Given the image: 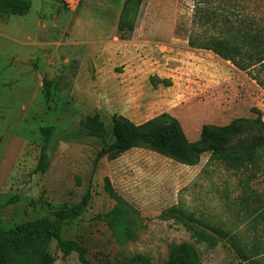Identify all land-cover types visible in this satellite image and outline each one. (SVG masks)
<instances>
[{
	"label": "rangeland",
	"instance_id": "374dc122",
	"mask_svg": "<svg viewBox=\"0 0 264 264\" xmlns=\"http://www.w3.org/2000/svg\"><path fill=\"white\" fill-rule=\"evenodd\" d=\"M45 1L43 24L63 21L68 27L54 34L49 26L40 31L42 43L31 45L27 36L33 39L39 22L36 4L0 31V227L10 230L50 217L78 205L90 189L88 209L67 224L62 238L83 245L93 264H173L172 250L186 244L195 249L197 264H249L228 243H201L183 224L164 221L162 214L174 207L239 236L244 253L264 264V224L249 218L245 206L252 195L264 201V171L228 170L211 163L209 154L199 166L187 167L143 149L116 161L104 159L94 171L104 144L79 128L86 117L100 114L110 145L114 115L141 125L170 114L194 143L205 125L255 119L256 111L264 120V90L256 81L213 53L190 47L192 37L219 32L197 25L198 4L144 0L133 38L122 40L118 24L125 0H81L79 6L66 0L67 8ZM199 2L233 24L264 21V0ZM96 53L104 67L99 80L89 61ZM127 66L126 76L109 75ZM152 77L170 81L171 87L154 88ZM46 81L52 83L48 100ZM50 126L55 127L50 167L41 174L36 172L44 145L40 128ZM106 179L140 214L134 240L119 242L102 219L116 205L105 190ZM13 199L18 202L8 205ZM46 251L52 264H81L76 252L65 257L55 240Z\"/></svg>",
	"mask_w": 264,
	"mask_h": 264
},
{
	"label": "trees",
	"instance_id": "16d2710c",
	"mask_svg": "<svg viewBox=\"0 0 264 264\" xmlns=\"http://www.w3.org/2000/svg\"><path fill=\"white\" fill-rule=\"evenodd\" d=\"M57 1L67 8L66 0ZM191 1L200 8L197 25L200 28L210 26L219 32L216 35L206 33L192 37L189 40L190 47L211 52L231 63L238 71L248 74L264 90V21H239L233 24L228 17H216L202 8L199 0ZM143 3L144 0H125L118 24L120 39L133 38ZM31 7L32 0H0V17H24L29 14ZM251 72L254 74H250ZM150 82L154 88L160 85L171 87L170 81L157 77H152ZM47 85L46 100L51 96L49 87L52 83L47 82ZM256 113L255 119L241 118L223 127L205 125L200 139L194 143L188 140L179 120L170 114H163L141 125L124 116L114 115L111 119L113 142L110 145L106 144L108 132L100 114L86 117L79 128L88 137L104 144L94 160V171L104 159L116 161L131 150L143 149L187 167L199 166L202 157L209 154L211 163L217 162L228 170L258 173L264 171V120L259 111ZM40 133L44 138V145L36 172L46 174L50 167L49 144L55 127H41ZM105 190L116 205L102 219L119 242L136 239L142 222L140 214L114 191L109 179L105 180ZM249 198L251 201L245 202L247 216L255 223L264 224L263 199L256 195ZM91 200L89 189L78 205L58 210L50 217L35 219L10 230L0 227V264H52L46 249L53 240L57 241L65 257L76 252L81 264H93L88 261L87 249L83 245L62 238L67 224L81 218ZM17 202V199H13L7 204ZM161 218L183 224L201 243H228L242 262L261 264L256 259L258 256L249 257L244 253L239 236L202 221L193 212L174 207L164 212ZM171 253L173 264L198 262L197 253L190 245L174 248Z\"/></svg>",
	"mask_w": 264,
	"mask_h": 264
},
{
	"label": "crops",
	"instance_id": "0c3cea01",
	"mask_svg": "<svg viewBox=\"0 0 264 264\" xmlns=\"http://www.w3.org/2000/svg\"><path fill=\"white\" fill-rule=\"evenodd\" d=\"M55 1V0H54ZM80 2H81V0H77L76 1V6H79L80 5ZM36 4H38V7H39V12H37V18H35L36 19V21H39L38 22V27H37V31H36V33L33 35V39L32 38H30V36L28 35L27 36V41L31 44V45H34L35 44V46L37 45V43H38V41L39 42H41L40 41V38H41V36H42V34L40 33V31L42 30V31H44V29H46V28H48L49 26H51L52 27V31L54 32V34H55V31L57 32L58 30H59V32H61L62 30H63V28H64V26L66 25L65 23H63V21L61 22V21H57V22H52L51 20H50V22H49V24L50 23H52V24H50V25H48V24H43V19H42V17H41V14H44L45 13V7L47 6V3H46V1L45 0H32V7H31V9L34 7V6H36ZM72 11H73V9H72ZM75 11V10H74ZM74 11H73V13H74ZM14 17H16V16H8V17H3V18H0V31H1V29L2 30H4L3 29V26H6L5 25V23L6 22H8L9 20H11V18H14ZM36 17V16H35ZM53 18H55V17H53ZM53 21H54V19H53ZM80 26V24H79V22H77V23H75V26H73L74 28V30L76 29V28H78ZM66 27H68V25H66ZM67 31V30H66ZM66 31H65V33H66ZM42 43V42H41ZM10 44V43H9ZM12 56V55H11ZM10 56V57H11ZM93 57H92V60H89L90 62H92L94 65H93V67H94V70H92L93 72H95L96 73V76H97V79L99 80V79H101V74H102V72L100 71V69H103L104 67L101 65V58H102V56L101 55H99V54H93L92 55ZM11 59V58H10ZM11 63V62H10ZM128 72H130V67L129 66H127V67H125V68H123L122 67V69H119V70H117V69H113L112 70V73L110 72V74L109 75H111L112 76V78H114V79H116V80H118L119 78H122L123 76H126V74L128 73Z\"/></svg>",
	"mask_w": 264,
	"mask_h": 264
}]
</instances>
